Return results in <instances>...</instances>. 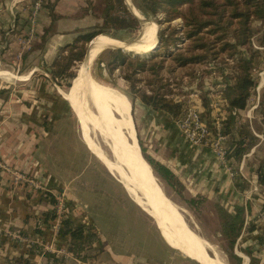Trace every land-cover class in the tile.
<instances>
[{
  "label": "crops",
  "instance_id": "1",
  "mask_svg": "<svg viewBox=\"0 0 264 264\" xmlns=\"http://www.w3.org/2000/svg\"><path fill=\"white\" fill-rule=\"evenodd\" d=\"M19 1L22 0H15V2ZM92 1L51 0L54 3V14L58 17L53 22L47 8L43 6L44 11H41L39 21L41 34L45 36L50 27L53 31L45 40L43 51L38 52V66L34 65L29 69L30 71L26 70L28 60L26 62L27 57L25 56L22 58L24 70H19L20 78L23 75L25 78L32 76L35 70L42 71V66L50 65L56 58L57 51L62 46L71 43L78 31L98 23V19L93 23V14L75 17L82 9L88 7L89 3L94 4ZM10 4L12 7L13 1H10ZM12 19V25L8 26L18 27L17 18ZM8 33L9 31L0 39V49L3 53L8 51L9 40L6 36ZM13 45H16L14 41L9 46ZM35 57L37 59V54ZM91 61L93 62V59ZM6 63L8 61H2V64ZM88 68L90 72V64ZM49 70L50 68L46 67L47 74ZM80 74L81 70L77 72L75 81H73L77 100L66 96L76 104V107L79 98L77 81ZM90 76L92 77L91 73ZM93 80L102 86L94 78ZM30 87L34 89L37 96L34 102L41 104L43 108L46 106L47 115L38 112L39 115H37L31 111L28 113L27 108L24 109L21 106V103H27L22 93L27 90L25 84L20 86L17 94L14 95L9 91L10 85L4 86L3 81L0 83V161L6 165L3 166L5 170L3 168L0 170V264H24V260H27L28 264H199L198 262L203 264L199 259H194L189 253L182 251L171 240V237L160 228L158 220L151 216L150 208L147 210L148 213L143 211L127 193L121 182L109 173L105 165L86 146L80 129L79 115L77 119L64 93L60 92L57 97L53 98L46 92L43 84H34ZM97 98L91 92L88 96V106L91 107L93 103L95 110L99 112ZM32 103L30 110H33ZM70 112L73 113L77 125L73 123V117L68 114ZM157 112L153 110L154 124L160 130L154 131L153 135L150 134L151 132H145L146 139H149L148 134L151 136L148 144L149 148L154 147L152 152L155 155L154 160L166 165L172 172L175 184L184 189L186 199L200 197L204 203L219 205L230 215H236L242 211L244 225L237 239L240 241L238 244L236 241L233 253L236 254L238 245L241 253L244 254L245 249L251 250L259 264H264V225L262 224L264 188L257 185L255 173L248 168L244 170L245 162L248 160L245 158L250 154L244 155L238 165L240 167L243 163L242 171L247 172L250 181L249 189L246 185L247 189L241 191L242 187H238L243 182L241 179L238 183L236 179L229 178L224 166L219 164L209 150L192 146L186 142L170 120L163 116L166 113ZM92 117H94L93 114ZM117 118L120 119L118 115ZM133 126L135 129L134 123ZM67 129L71 130L80 148L88 153L89 159H94L106 174L124 190L132 203L152 220L162 244L149 243L144 235L137 234V231L135 233L130 226L124 227L129 221L128 214L115 215V199L107 195L100 186L82 181L81 173L74 169L75 161L66 154V144L69 145L70 141H74L69 140L63 134ZM135 135L137 138V133ZM113 137L116 138L115 134ZM156 141H158L157 144H155ZM155 145L159 146L157 152H155ZM81 149L78 151L80 152ZM257 153L260 162H264V149L254 151V155ZM147 165L149 166L148 163ZM150 170L154 178L151 167ZM15 172L29 176L34 182L43 186L44 191L35 190L32 185L13 178L11 174ZM45 193H49L56 200L55 205L50 203ZM61 206H63L62 217L70 219L75 225L89 227L96 235V240L90 245V250H87V259L84 261L78 260L68 251L67 239L59 238V221L61 222L62 218L60 220L58 217V220L44 222L46 213L56 214L58 212L59 214ZM172 213L177 215V219L180 218L184 224V219L178 215V212ZM251 227L253 230H250ZM191 230L195 233L192 228ZM164 236L189 258L170 246ZM45 253L49 256H45ZM236 256L239 255L236 254ZM239 257L242 259L243 255Z\"/></svg>",
  "mask_w": 264,
  "mask_h": 264
},
{
  "label": "rangeland",
  "instance_id": "2",
  "mask_svg": "<svg viewBox=\"0 0 264 264\" xmlns=\"http://www.w3.org/2000/svg\"><path fill=\"white\" fill-rule=\"evenodd\" d=\"M10 1H13V9L11 7ZM92 2H94V5L91 7L93 12L92 21L94 23V20L98 19L101 14L103 0H93ZM36 3H38L39 6H36ZM125 3L128 5V7H132L130 0H125ZM43 6L47 8L48 12H50L51 9L54 10V3L51 2V0H22L19 2H15V0H0V39L3 34L9 31V33L6 34L9 40L7 46L8 51L3 53V51L0 49V83L3 81L4 86L10 85L11 88L9 91L14 95L17 94L19 87H22V85L25 84L27 86V90L23 91L22 93H24V99H26L27 103L23 102L21 103V106L24 109L27 108L28 113L31 111V113H35L37 115H39L38 113L47 115L48 113L46 110L48 109L46 106H44V110L41 104L34 102L37 96L34 92V89L30 87L31 85L43 84L45 86L46 92L52 95L53 98L57 97L60 92H63L65 99L68 97L77 100L74 91V82L70 91H68L69 89L64 86L67 80H61L59 83H54L52 82L51 77L47 74V71H45L46 67L50 68L53 62L50 65H43L42 71L35 70L34 74L28 78H25L23 75L21 78L25 81L19 80L21 78L19 77L18 72L24 70V66L22 64L24 63V60L22 61V58L24 56L27 57L26 62L27 60L28 62L26 67L28 69L26 70L31 69L32 66L34 67V65L38 66V52L43 51L44 45L46 43L45 40L52 34L53 31L52 27H50L45 33V36L41 34L42 31L40 30L39 21L41 18L40 13L41 11H44ZM80 14L83 15L82 10L80 11L79 15ZM13 17H16L19 21L18 27L8 26L12 23ZM144 19L145 20H143L141 24V30L132 36H128V40L126 42H121L107 37L114 44L124 46L133 45L131 48L133 51V48L139 41L135 44H131V42L141 39L140 37L143 30V24L147 23L149 28L152 30L155 42H157L155 48L151 52L140 53V55L124 52L126 55H129L131 59L145 61L147 65L146 72L136 71V75H134L132 78L133 83L128 82L125 79V75H128L131 71L128 62L129 59L125 60L126 65L118 67V69H115L112 74H109L106 70L105 64L109 63L113 59V55L107 54L105 51L117 50V47H112L113 45L102 50L96 59L93 60V62L91 61L92 63L90 62V73L94 76L93 78L102 86L113 88L121 93L128 102L130 106L129 113L131 115L132 124L134 123L135 125V133H137V142L140 155H142L141 157L143 158L142 160L146 164L147 158L154 160L155 155L152 153L154 151V147L149 148L150 145L148 143L150 142V134L153 135L152 133L154 131L158 132L160 128L155 126L153 110L141 101L139 98V93L151 95L152 92H156L160 95H165V97L169 100H173L177 105H179L180 108L177 117L173 118L168 114L163 115V113L162 115L166 119L170 120V122L179 131L186 142L192 146L203 147L204 149L209 150L210 153H212L217 159L219 164H221V162L218 159L217 154L214 152L213 147H211V144H214L217 136L218 138L220 136L223 137L220 147H222L223 151L226 152V162L225 164L221 165L224 166L229 178L231 177L232 179H236L238 183H240L239 179L243 181L240 185L237 184L238 187H242L241 191L247 189L246 185L249 189V175L247 172L245 173L244 170L246 168L251 170V167H256L258 165L260 162V158H258L259 154L257 153L254 155V151L256 152L258 150L260 151V149H264V136L262 134L264 132V118L262 117V108L259 106V103L262 101L264 95V22H252L251 27L253 36L250 41L252 50H249L246 47L239 48L237 53H234L232 56V52H230L229 49L222 52L220 44L226 43V41L234 44L235 40L232 33L235 32L236 29H239V25L237 24L238 22L233 21L229 28V33H231V35H229L227 38H224L222 41L219 40L220 34L211 35L207 32V30H205L200 35V37H202L200 39L203 40L202 44H214L213 53H217V55L214 58L209 57V59L205 62L179 67L174 63L170 56L178 55L179 53H182L183 55H190L192 52L202 53L200 49L196 48V45L200 44V40H186L184 38V27L180 18L169 23L164 22V16L162 14H159L154 18ZM98 23H100V21H98ZM149 23L154 25L155 29ZM173 30H176V33H174ZM163 32L164 41L161 43L160 36ZM40 39L42 40V43L40 42ZM12 41H14L16 45L10 47L9 45L12 44ZM71 43L62 46L57 51L56 57L61 54L65 55L66 53L62 52L64 48ZM149 43L150 42L146 41L141 43V48H139V51L142 48L148 47ZM135 48L138 49V47ZM253 51L258 52V54L253 57V67L250 71L251 79L256 83V87L250 94L246 108L236 114V123L229 126V128L226 130L225 119L228 115L227 105L224 101V92L226 86L233 84V71L238 59L242 57L243 59L248 60L250 57L249 55H251ZM134 53L139 52L135 51ZM36 54L37 59L35 57ZM2 61H8V63L2 64ZM81 64L82 63L77 64L76 68L74 69L75 74L79 71V68L82 67ZM28 72L26 74H28ZM132 86L135 88V90H132ZM48 99L51 100L50 98ZM67 101L78 119V110L76 104H74L69 99H67ZM31 103L33 104V110H30ZM36 105L37 109H35ZM190 111L198 112L200 121H202L209 130L210 135L207 146L193 145L184 137L178 127V122L180 119L185 117ZM68 114L73 117L74 120L72 121L75 125H77L73 113L70 112ZM240 128L243 129L245 134L248 136V143H250L252 146L251 149H248L247 153L245 154H250V156L245 158L248 160H246V166L241 173L238 169L239 164H233L229 160L227 153L231 142L239 140L238 131ZM145 132H151L148 134L149 139L145 138ZM63 134L69 138V140H74L70 141L69 145L66 144V154L75 161L74 169L79 170L82 176V181H87L93 185L100 186L107 195L112 196L115 199V215L120 216L122 214H128L129 221L124 225V227L130 226L135 233L137 231V234L141 236L144 235L146 239L149 240V243H155L159 245L162 244L160 235L156 230L152 220H150V218L143 214L135 206V204L132 203L130 197L126 195L124 190L106 174L104 169L94 159H89L88 153L83 148H80L79 142L72 136L70 129H67ZM114 134L118 140H116V142L122 153L125 155V157L131 158L128 138L122 133L115 132ZM92 136L95 138L96 143H98L101 149L104 152L106 151L105 154L109 156L110 154H108V148L105 145L104 140L95 134H92ZM157 142L158 141H156L155 144H157ZM155 147V152H157V150H159V146L155 145ZM78 149H81V151L79 152ZM162 165L167 167L164 164ZM2 166L6 165L0 161V170L4 169ZM148 168L150 169L149 166ZM149 171L151 173V170ZM18 173L20 172H15L11 175L16 179L20 175ZM21 174L23 182H26L30 185H32L31 182L33 184H37V182H34L29 176L23 173ZM153 175L157 180H155L153 176L148 178L152 190L158 195H164L171 203H173L177 211L183 216L195 233L207 241L217 252L221 261H223L225 264H235L233 258L230 257L231 251L228 246V241L222 235V222L219 212L220 208L222 207L219 205H213L211 203H204L200 197L186 199L184 189L175 184V181L173 185H169L160 178L156 177L154 172ZM41 187L43 188L42 191H44L45 188L43 186ZM189 201L193 202L190 203ZM166 241L170 246L178 250L184 256L188 257L170 241L167 239ZM239 241H237V244ZM238 249L239 246L237 245L236 254L239 256L243 255V263L249 264L248 257L241 253ZM207 251L210 253V256H214L212 251L209 249H207Z\"/></svg>",
  "mask_w": 264,
  "mask_h": 264
},
{
  "label": "trees",
  "instance_id": "3",
  "mask_svg": "<svg viewBox=\"0 0 264 264\" xmlns=\"http://www.w3.org/2000/svg\"><path fill=\"white\" fill-rule=\"evenodd\" d=\"M133 8L143 18H154L159 14L164 16V22L169 23L175 19L180 18L183 22V35L186 40H200V44L196 48L200 49L202 53H191L190 55H172L170 58L179 66H187L190 64L205 62L209 57H215L217 53H213L214 44H202L203 40L200 35L207 30L211 35L220 34L219 40L222 41L227 38L230 25L233 21L238 22L239 29H236L232 34L234 35V44L226 43L220 44L221 51L229 49L237 53L239 48H248L252 50L251 38L253 36L252 22H264V0H130ZM94 4L89 3L88 7L82 9L83 15L78 14L75 17H82L93 14L91 7ZM85 10V11H84ZM50 17L52 22L56 20V15L53 9L50 10ZM100 23L93 25L90 28L78 31L76 37L70 45H67L62 53L65 55H58L48 71L52 82H60L67 80L64 85L66 88L71 87V82L76 77L74 69L77 64L82 63L87 52L89 43L97 38L99 35L109 37L121 42H126L128 36H132L141 30L139 20L130 11L125 0H103V8L98 17ZM147 24V23H146ZM150 24V23H149ZM148 25V24H147ZM154 29V25L150 24ZM149 26V25H148ZM178 31V30H177ZM176 33V30H173ZM161 43L164 41V32L160 36ZM197 41V42H198ZM196 42V41H195ZM197 44V43H195ZM107 54H112L113 59L105 64V68L109 74H112L118 67L126 65V59H129V66L131 71L125 75L128 82L133 83L132 78L138 72H146L147 65L145 61L139 59H131L120 49L106 50ZM104 52V53H105ZM258 54L253 51L248 60L242 57L238 59L234 67V81L230 86H226L224 92V101L226 102L228 115L225 119L226 130L229 126L236 123V114L246 108L251 92L255 89L256 83L251 79V69L253 67L254 56ZM92 75V74H91ZM92 77H94L92 75ZM132 90L135 88L132 86ZM141 101L154 111L164 112L171 117H177L179 113V105L173 100H169L165 95H160L152 92L151 95L140 94ZM262 108V117L264 118V95L262 101L259 103ZM230 132V131H229ZM239 140L232 141L227 150L228 158L233 164H239L243 156L251 149V144L248 143V136L243 129H239ZM264 136V132L262 133ZM147 163L153 170L156 177L160 178L166 184L173 185L175 177L172 172L160 163L155 162L149 158ZM253 168V169H252ZM251 170L256 175V183L258 186L264 188V162L258 163L256 167H251ZM52 205L56 204V200L45 193ZM192 203L193 201H189ZM221 215L222 235L227 239L228 246L231 251L230 257L233 258L235 264H242L243 261L233 253L234 245L241 235L244 225V214L242 211L236 215H230L222 208L219 210ZM54 212L46 213L44 222L55 220ZM253 230V227L250 228ZM60 239L68 240V251L78 260H86V252L90 250V245L96 240V235L91 229L85 225H75L70 219L62 217L60 228L58 230ZM244 254L249 258V264H259L254 253L251 250L245 249ZM33 255V253H30ZM45 256H49L45 253ZM28 264L27 260L23 261Z\"/></svg>",
  "mask_w": 264,
  "mask_h": 264
},
{
  "label": "bare ground",
  "instance_id": "4",
  "mask_svg": "<svg viewBox=\"0 0 264 264\" xmlns=\"http://www.w3.org/2000/svg\"><path fill=\"white\" fill-rule=\"evenodd\" d=\"M135 13L137 14L136 11ZM140 38L141 39L135 46L138 47V49L134 47L133 51L131 49L133 45L124 46L114 44L105 36L97 37L89 47V62L82 64L83 68L81 67L82 69H79V72L81 70V74L77 81V94L79 97L77 108L79 111V123L83 134V140L99 161L105 165L109 173L121 182L131 198L134 199L146 213H148L147 210L150 208L151 216H154L158 220L160 228L171 237L180 249L189 253L192 258L199 259L203 264H225L220 260L217 252L208 242L199 235H195L188 226L181 222L180 218L179 220L177 219V215L172 213L177 212L173 203L164 195H158L150 188L148 177H152V175L147 164L141 158L127 101L122 94L115 89L96 84L88 71L90 60H95L103 48L114 45V47L122 48L125 52L135 55L149 53L155 48L157 41L155 42L152 30L146 23L143 24ZM144 41L150 43L148 47L142 48L139 51L141 43ZM135 51L139 53H134ZM89 92H93L94 96L96 98L98 97V109L101 111H99L100 113L95 110L93 103L91 104L92 108L88 106ZM92 114L94 117H92ZM117 115L120 119L115 117ZM115 132L122 133L128 138L131 158L125 157L119 149L113 137ZM92 134L98 137L100 136L104 140L108 148V154H110L109 156L106 155V151L104 152L98 143H96ZM204 248L212 251L214 256L206 255ZM207 253L209 252L207 251Z\"/></svg>",
  "mask_w": 264,
  "mask_h": 264
},
{
  "label": "built area",
  "instance_id": "5",
  "mask_svg": "<svg viewBox=\"0 0 264 264\" xmlns=\"http://www.w3.org/2000/svg\"><path fill=\"white\" fill-rule=\"evenodd\" d=\"M36 6H39L38 3H36ZM35 6V8H36ZM178 127L180 129V131L182 132V134L184 135V137L193 145H198V146H207L208 142H209V130L206 127V125L200 121V116L199 113L196 111H190L188 114H186L185 117H183L182 119H180V121L178 122ZM220 136V135H219ZM223 137H219L217 136V139L214 141V144H211V147H213L214 152L217 154L218 159L220 160L221 164H225L226 160H225V154L226 152L223 151L222 147H220V143L222 141ZM3 167V166H2ZM240 173L242 172L243 169V163L240 164V167L238 168ZM22 175H19L16 179L17 180H23L21 178ZM32 186L35 190H42L43 188L36 183H32ZM56 215V219L59 217L60 220L63 216V206H61L60 210H59V214L58 212L55 214ZM264 217V214H262ZM55 219V220H56ZM58 220V219H57ZM60 221H59V228H60ZM262 224L264 225V218L262 221ZM247 264V263H245Z\"/></svg>",
  "mask_w": 264,
  "mask_h": 264
},
{
  "label": "water",
  "instance_id": "6",
  "mask_svg": "<svg viewBox=\"0 0 264 264\" xmlns=\"http://www.w3.org/2000/svg\"><path fill=\"white\" fill-rule=\"evenodd\" d=\"M130 7V11L134 14V16L139 20V22H140V24H142V21L143 20H145L141 15H139L138 13L136 14L135 13V9L133 8V6L131 7V6H129ZM93 41V40H92ZM92 41L89 43V45H88V48H87V52H86V54H85V57H84V60H83V62H82V64H84V63H86V62H89V55H88V50H89V47L92 45ZM139 41V39L138 40H136V41H133V42H131V44H135V43H137ZM117 49H120L121 51H123V52H125L122 48H117ZM80 67V66H79ZM78 71V70H77ZM89 71V70H88ZM77 74V73H76ZM75 79V78H74ZM74 81V80H73ZM72 81V82H73ZM72 82H71V85H72ZM156 179V178H155ZM178 212V211H177ZM178 215H180L182 218H183V216L178 212ZM184 219V218H183ZM155 220V219H154ZM183 222H184V224L186 225V226H188L189 227V225L187 224V222L185 221V219L183 220ZM189 229L191 230V228L189 227ZM192 231V230H191ZM194 233V232H193ZM196 235V234H195ZM204 252L206 253V255H208L209 256V254L207 253V250L204 248ZM199 264H201L200 262H198Z\"/></svg>",
  "mask_w": 264,
  "mask_h": 264
}]
</instances>
